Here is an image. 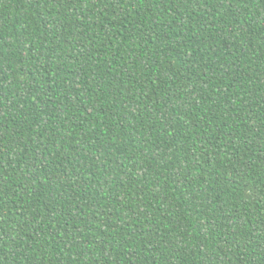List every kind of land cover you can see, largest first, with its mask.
<instances>
[{"label": "trees", "instance_id": "1", "mask_svg": "<svg viewBox=\"0 0 264 264\" xmlns=\"http://www.w3.org/2000/svg\"><path fill=\"white\" fill-rule=\"evenodd\" d=\"M0 264H264V0H0Z\"/></svg>", "mask_w": 264, "mask_h": 264}]
</instances>
